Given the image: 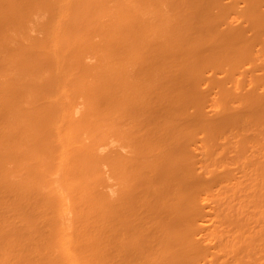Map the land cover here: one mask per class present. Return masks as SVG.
I'll list each match as a JSON object with an SVG mask.
<instances>
[{"label": "bare ground", "instance_id": "bare-ground-1", "mask_svg": "<svg viewBox=\"0 0 264 264\" xmlns=\"http://www.w3.org/2000/svg\"><path fill=\"white\" fill-rule=\"evenodd\" d=\"M0 264H264V0H0Z\"/></svg>", "mask_w": 264, "mask_h": 264}]
</instances>
